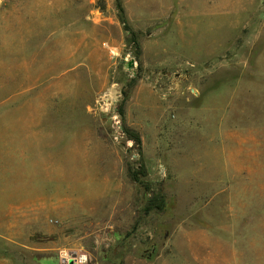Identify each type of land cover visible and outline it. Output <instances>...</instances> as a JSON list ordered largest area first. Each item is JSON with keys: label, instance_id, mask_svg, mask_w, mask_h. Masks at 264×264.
<instances>
[{"label": "rangeland", "instance_id": "obj_1", "mask_svg": "<svg viewBox=\"0 0 264 264\" xmlns=\"http://www.w3.org/2000/svg\"><path fill=\"white\" fill-rule=\"evenodd\" d=\"M20 1L0 264H264V0Z\"/></svg>", "mask_w": 264, "mask_h": 264}, {"label": "crops", "instance_id": "obj_2", "mask_svg": "<svg viewBox=\"0 0 264 264\" xmlns=\"http://www.w3.org/2000/svg\"><path fill=\"white\" fill-rule=\"evenodd\" d=\"M21 4L20 0H7L0 8V70H8L9 58L12 65L17 67H21L23 60L28 58L30 48L28 39L21 40L17 36H8V21L15 18ZM9 54L11 57H8Z\"/></svg>", "mask_w": 264, "mask_h": 264}, {"label": "trees", "instance_id": "obj_3", "mask_svg": "<svg viewBox=\"0 0 264 264\" xmlns=\"http://www.w3.org/2000/svg\"><path fill=\"white\" fill-rule=\"evenodd\" d=\"M117 9H118V12H119L120 20L124 24V27H125L126 31H128V33L130 35L129 41L133 45L136 46L137 50H140V46H139V41H138L137 35L130 28V26H129L128 22H127V18H126V15H125V10H124V7H123L122 3L120 2V0H117ZM127 97H128L127 93H124V99L125 100H127ZM119 113H120V116L122 117V119H124L125 113H124L123 108L119 111ZM123 130H124L125 134L128 136V138L130 140L134 141L135 144L141 146L142 140H141L140 135L137 132L127 128L126 126H124ZM144 176L145 175L140 173V172H136V171L131 172V177H132V180L134 182L139 183L141 186H146L147 187V183L145 182V180L142 179V177H144ZM163 206H164V196L163 195L154 196L153 198L149 199V201H148V210L156 209V210L161 211L163 209Z\"/></svg>", "mask_w": 264, "mask_h": 264}, {"label": "built area", "instance_id": "obj_4", "mask_svg": "<svg viewBox=\"0 0 264 264\" xmlns=\"http://www.w3.org/2000/svg\"><path fill=\"white\" fill-rule=\"evenodd\" d=\"M5 2H7V0H0V8L5 4ZM64 256H65L66 261H68L70 259V256L68 253L65 254ZM80 260L83 261V259H81V258H80ZM71 261L76 262L77 260H71Z\"/></svg>", "mask_w": 264, "mask_h": 264}, {"label": "water", "instance_id": "obj_5", "mask_svg": "<svg viewBox=\"0 0 264 264\" xmlns=\"http://www.w3.org/2000/svg\"><path fill=\"white\" fill-rule=\"evenodd\" d=\"M73 263H74L73 261L70 262V264H73Z\"/></svg>", "mask_w": 264, "mask_h": 264}]
</instances>
